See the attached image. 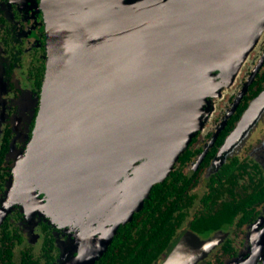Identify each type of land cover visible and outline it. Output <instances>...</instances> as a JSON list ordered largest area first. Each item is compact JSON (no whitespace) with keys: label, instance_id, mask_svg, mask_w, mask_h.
<instances>
[{"label":"water","instance_id":"1","mask_svg":"<svg viewBox=\"0 0 264 264\" xmlns=\"http://www.w3.org/2000/svg\"><path fill=\"white\" fill-rule=\"evenodd\" d=\"M39 2L46 68L35 127L11 193L22 202L29 201L28 190L33 197L43 193L51 209L77 226L100 216L101 198L127 178L128 219L116 221L98 245L97 237L78 239L82 246L63 263L94 264L119 225L173 169L206 98L222 79L235 77L256 45L264 31V0ZM215 72L223 75L214 77L210 91L205 77ZM263 93L250 101L225 142L244 114L255 112ZM21 177L29 181L25 193L17 189ZM225 235L217 231L202 239L188 229L161 264H198ZM245 259L228 264L251 263H240Z\"/></svg>","mask_w":264,"mask_h":264},{"label":"trees","instance_id":"2","mask_svg":"<svg viewBox=\"0 0 264 264\" xmlns=\"http://www.w3.org/2000/svg\"><path fill=\"white\" fill-rule=\"evenodd\" d=\"M263 89L264 62L203 155L199 167L186 169L187 163L200 152L191 148L192 139L168 176L152 186L139 211L119 225L94 264H161L188 229L202 239L217 231L226 233L219 245L198 264H228L247 255V239L241 234L258 218L264 205V175L259 164L235 156L207 178L204 173L250 101ZM202 180L205 188L197 192ZM12 185V182L8 184L10 188ZM38 201L43 202L41 198ZM23 240L20 234L0 237V264H51L54 261L53 256H43V262L34 258L31 245ZM47 241L51 242L52 238H43V242ZM18 246L21 248L15 261Z\"/></svg>","mask_w":264,"mask_h":264},{"label":"flooded vegetation","instance_id":"3","mask_svg":"<svg viewBox=\"0 0 264 264\" xmlns=\"http://www.w3.org/2000/svg\"><path fill=\"white\" fill-rule=\"evenodd\" d=\"M46 57V25L39 0H0V237H15L20 234L23 241L31 245L29 247L32 248L34 258L43 262V256H53L54 261L51 264H63L68 260L66 257L71 256L68 254V242L73 235L70 234L71 225L67 224L65 213L50 215L44 206L46 198L43 193L34 197L31 195L28 202H22L17 199L16 193H11L15 191L12 186H8L10 182H16L20 161L26 155L33 134ZM233 111L229 112L213 140ZM195 142L196 139L191 148L198 149L193 147ZM201 152L203 150L195 155ZM195 155L187 163V170L199 167L202 158L197 166H193ZM251 160L259 164L264 175V168L259 161L254 158ZM199 188H205L204 180L200 181L197 190ZM20 191L26 192L25 189ZM40 198L43 202L38 201ZM263 213L264 205L258 218L241 234L250 243V252L247 243L248 253L244 255L247 258L240 263H249L258 256V239L263 235L264 228L259 237L254 235L252 240L249 237L250 230L259 225ZM45 237H51L52 241L43 242ZM38 245L40 246L37 251ZM20 248L18 246L15 261H18Z\"/></svg>","mask_w":264,"mask_h":264},{"label":"rangeland","instance_id":"4","mask_svg":"<svg viewBox=\"0 0 264 264\" xmlns=\"http://www.w3.org/2000/svg\"><path fill=\"white\" fill-rule=\"evenodd\" d=\"M263 61L264 31L254 48L251 49L246 58L241 62V66L236 71L235 77L231 78L230 81L227 82H224V79H222V86L220 87V89H215L213 92L214 94L209 95L206 98V102L202 108V112L198 117V125L191 134V140L196 139L193 147L203 150V152L208 149L215 133L219 130L229 112L233 111V107L237 103V101L241 99L248 82L252 80L256 72H259L261 70ZM216 75L222 76L223 74L215 72L212 75H208L205 77L207 82H209V84L211 85L210 91H212V81L214 80V77ZM195 84V82L191 83L193 91H195ZM224 85L227 87L224 88ZM262 96H264V93L262 94ZM198 97L203 98V95H198ZM259 101L260 103H258L259 105L258 107H256L255 112H253L252 109V111L247 114L250 115L249 118H245L246 113L244 114L241 121L243 122V124L240 123L238 129L232 132L230 138L228 137L227 142H225L226 144L221 148L220 153L217 155L214 164L209 166L205 170V177H208L210 174L214 173L218 166L220 167L224 162L229 161L235 156L240 158L241 160L244 158H249L250 160L254 158L258 160L261 166L264 168V99H261ZM259 109L260 112H258ZM203 152H201L199 155H195L196 160L193 166L198 165ZM18 173L20 172L18 171ZM28 182L29 181L27 180L23 181L22 177L18 178L17 189L22 190L23 188L26 190V185ZM105 182L106 180L104 179L102 183L98 185V190L102 188ZM125 183H130L129 181H127V178H123L114 188L107 192L106 195L104 194V196L101 198L100 203V216L92 217L90 219L86 218V220L81 219L80 221H78L77 226H74L70 222L74 221V219L70 220L66 217L67 224L71 225L69 226L70 234H73L72 240L68 242V244L70 243L68 254H73V252L77 251L79 246H82L81 242H78V239L89 242V240H87V237H97V240L95 242H97L98 244L103 237H107L110 232H112L114 228H112V226L116 221L123 222L128 219L129 216L127 215L128 213H130V201L127 197L128 189ZM28 191H30V194L25 195L31 196L32 191ZM200 191H202V189L199 188L197 192ZM63 194L67 196L66 193L63 192ZM70 198L73 199L72 196H70ZM76 201H82V198H77ZM44 206L48 209L50 215L58 214L54 209L50 208L47 200ZM262 216L263 218L259 222V225L253 227L250 230L251 237L249 238L251 240L254 235V237H259L263 232L264 213ZM262 239L264 240V232L263 235L259 237L258 243H260ZM247 243L250 252V243ZM39 246L40 245H38L36 248L37 251L39 250ZM257 255L258 256L253 259L250 264H264V245L263 247L259 248V252ZM69 257L70 256H67L66 259H69ZM244 257L247 258V256Z\"/></svg>","mask_w":264,"mask_h":264},{"label":"bare ground","instance_id":"5","mask_svg":"<svg viewBox=\"0 0 264 264\" xmlns=\"http://www.w3.org/2000/svg\"><path fill=\"white\" fill-rule=\"evenodd\" d=\"M263 98H264V97H263ZM242 131H243V130H242ZM239 134H240V133H239ZM239 136H240V135H239ZM235 137H236V136H235ZM235 139H236V138H235ZM234 143H235V142H234ZM237 143H238V140H237ZM231 145H232V144H231ZM234 146H235V145H234ZM97 245H98V244H97ZM97 245H96V246H97Z\"/></svg>","mask_w":264,"mask_h":264}]
</instances>
